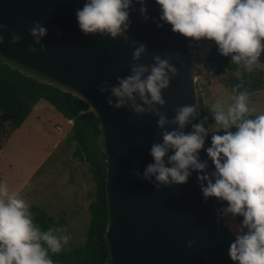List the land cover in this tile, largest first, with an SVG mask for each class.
I'll use <instances>...</instances> for the list:
<instances>
[{
  "label": "water",
  "instance_id": "obj_1",
  "mask_svg": "<svg viewBox=\"0 0 264 264\" xmlns=\"http://www.w3.org/2000/svg\"><path fill=\"white\" fill-rule=\"evenodd\" d=\"M85 2L0 0V23L7 26L3 32L5 43L0 45V63L82 99L98 119L96 144L106 156L105 264H238L223 246L216 199L205 202L198 173L193 172L185 184L162 185L159 189L153 185L154 178L152 183L143 179L146 166L154 163L150 155L152 144L162 143L158 117L137 116L128 107H110V93L99 92L103 81L116 85L118 77L130 74L131 64L136 63L131 41H137L147 45L139 63L151 65L153 56L158 54L178 69L170 87L162 92L167 104L157 106L167 112L168 119L175 116L179 106H199L189 38L174 33L170 24L157 27L154 21L162 13L156 0H147L151 19L146 22L139 13L140 4L130 10L129 43H124L122 37L86 35L76 16ZM37 21L48 29L41 39L46 51L36 45L37 52L31 53L29 45L34 43V37L29 29ZM13 33L22 38L14 45L9 43ZM201 121L198 107V114L184 131L192 132V123ZM166 127L172 130L178 126ZM208 147L205 137L200 157L208 163L210 174L215 170L207 155ZM135 171L141 175L136 176ZM189 241H193L192 247L188 246Z\"/></svg>",
  "mask_w": 264,
  "mask_h": 264
},
{
  "label": "clouds",
  "instance_id": "obj_2",
  "mask_svg": "<svg viewBox=\"0 0 264 264\" xmlns=\"http://www.w3.org/2000/svg\"><path fill=\"white\" fill-rule=\"evenodd\" d=\"M137 3L141 5L139 13L144 21L151 19L147 0H86L83 8L76 11L79 27L86 35L122 37L124 43H129L130 10ZM156 3L162 13L154 21L157 27L170 24L174 33L186 38L210 40L208 51L214 41L220 54L231 56L232 63L249 70L260 61L264 53V0H156ZM6 29L0 23V45L5 43ZM29 31L34 37L29 51L36 53V45H40V51H46L41 39L48 29L37 21ZM21 39L13 33L9 43L14 45ZM131 43L136 63L131 64L130 74L118 77L116 85L103 81L99 92L110 93L107 96L110 107H128L137 116L158 117L156 124L161 129L162 143L152 144L150 155L154 163L146 166L143 179L152 183L154 178L153 185L159 189L162 185L185 184L193 172L198 173L205 202L212 197L227 202V207H218L220 219L227 215L233 219L243 217L228 250L230 258L238 264H264V114L252 117L255 110L249 107L247 90L240 91L226 107L220 102L212 104L215 124L223 134H218L219 130L214 132L211 146L206 149L215 167L209 174L208 163L200 157L208 135L204 122L192 123V132L184 131L198 114L199 106H179L171 120L166 111L160 110L167 104L162 92L170 87L178 69L158 54L153 56L151 65L139 63L147 45ZM240 87L237 85L236 89ZM169 125L178 127L168 130ZM134 174L141 175L139 171ZM65 232V228L57 226L43 230L35 222L29 202L6 182L0 183V264H54L49 253L63 251L71 239ZM192 245L193 241H189L188 246Z\"/></svg>",
  "mask_w": 264,
  "mask_h": 264
},
{
  "label": "rangeland",
  "instance_id": "obj_3",
  "mask_svg": "<svg viewBox=\"0 0 264 264\" xmlns=\"http://www.w3.org/2000/svg\"><path fill=\"white\" fill-rule=\"evenodd\" d=\"M194 65L197 92L209 116H213L212 104L220 102L226 107L234 102L238 94L231 91L228 80L240 78L242 70H249L239 65L235 71L207 79L206 61H196ZM252 69L264 71V53ZM249 107L255 110L252 114H264V88L249 92ZM207 127L211 136L218 130V134H223L213 121ZM70 130L67 118L41 100L0 150V183L6 182L30 205L44 208L59 221L66 229L64 234L71 237L65 246L67 249L82 244L85 239L90 219L88 206L92 200L87 192L93 186L87 162L74 154L75 142L70 145L65 142ZM224 220L235 235L243 217L233 219L227 215Z\"/></svg>",
  "mask_w": 264,
  "mask_h": 264
},
{
  "label": "trees",
  "instance_id": "obj_4",
  "mask_svg": "<svg viewBox=\"0 0 264 264\" xmlns=\"http://www.w3.org/2000/svg\"><path fill=\"white\" fill-rule=\"evenodd\" d=\"M205 61L207 63V79L213 75L221 76L229 71H235L239 66L232 63L231 56L220 54L214 41L209 47ZM228 82H230L231 91L236 94L244 90H247L248 93L254 92L264 88V71L260 69L242 70L240 78L231 77ZM237 85H241V87L236 89ZM41 99L62 113L68 120H72L71 130L65 142L69 145L75 142L74 154L81 161L87 162L89 166L87 173L91 175L93 183L92 190L87 192L88 197H91L92 200L88 206L90 219L83 243L71 249L64 247L62 252L58 254L50 252L49 255L54 264H105L108 254L104 239L107 224L106 156L96 144L99 134V121L89 109V105L68 92L38 82L23 75L18 70L0 63V148L8 140L12 131L21 126ZM199 107L204 126L208 129V122H215V120L213 116H209L205 112L200 95ZM255 116L252 114L253 118ZM211 137L208 130L206 138L209 147L211 146ZM210 162L214 167L211 160ZM215 199L218 207H227V202ZM30 208L34 213L35 222L43 230H47L50 226L62 227L61 223L49 215L44 208L35 205H30ZM220 232L223 238V246L228 252L231 243L235 240V235L229 229L224 218L220 219Z\"/></svg>",
  "mask_w": 264,
  "mask_h": 264
},
{
  "label": "built area",
  "instance_id": "obj_5",
  "mask_svg": "<svg viewBox=\"0 0 264 264\" xmlns=\"http://www.w3.org/2000/svg\"><path fill=\"white\" fill-rule=\"evenodd\" d=\"M211 43L212 41L207 39H202L200 41L189 39V47L192 59L194 61L203 60L208 52V46Z\"/></svg>",
  "mask_w": 264,
  "mask_h": 264
},
{
  "label": "crops",
  "instance_id": "obj_6",
  "mask_svg": "<svg viewBox=\"0 0 264 264\" xmlns=\"http://www.w3.org/2000/svg\"><path fill=\"white\" fill-rule=\"evenodd\" d=\"M41 100H43V99H41ZM41 100H40V101H41ZM45 102H46V101H45ZM37 104H38V103H37ZM37 104H36V105H37ZM49 105H50V104H49ZM35 107H36V106H35ZM35 107H34V108H35ZM34 108H33V109H34ZM30 113H31V112H30ZM28 116H29V115H28ZM28 116H27V118H28ZM27 118H26V119H27ZM26 119H25V120H26ZM25 120H24V121H25ZM67 120H68V119H67ZM68 122H69V124H72V121H71V120H68ZM22 124H23V123H22ZM22 124H21V126H22ZM21 126H20V127H21ZM20 127H18L17 129H19ZM17 129H15V130H17ZM13 131H14V130H13ZM13 131H12V132H13ZM11 134H12V133H11ZM11 134H10V135H11ZM9 137H10V136H9ZM3 146H4V145H3ZM3 146H2V148H3ZM2 148H1L0 150H2ZM22 184H24V181H23V183H21V185H22ZM21 185H19V187H20Z\"/></svg>",
  "mask_w": 264,
  "mask_h": 264
}]
</instances>
